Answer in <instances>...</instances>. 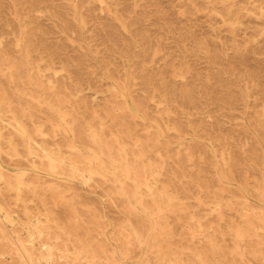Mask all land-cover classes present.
<instances>
[{"label":"bare ground","instance_id":"1","mask_svg":"<svg viewBox=\"0 0 264 264\" xmlns=\"http://www.w3.org/2000/svg\"><path fill=\"white\" fill-rule=\"evenodd\" d=\"M62 1L64 9L52 2L47 7L52 24L67 38L70 34L84 35L89 30L91 11H84L80 0ZM247 1L252 6L264 4L259 0ZM91 2L102 4L104 0ZM30 3L31 11L37 12L40 2ZM220 3L230 5L236 0H220ZM14 6L18 10V3ZM243 10L248 17L250 9ZM15 14L17 27L9 32L16 39L12 46L18 55L12 56V47L0 42V256L10 254L17 264H60L61 259L66 264H100L102 256L107 254L106 244L92 240L84 230V237L80 232L83 224H89L87 217L100 228L103 216L96 207L78 201L79 195L72 185L79 182L101 189L116 209L129 216L127 249L113 253V264H128L135 259L132 252L140 254L138 261L142 264H153V256L158 261L156 264H264V173L261 172L262 178L253 188L249 184L241 185L243 161L253 169L264 165V145L259 149L263 141L258 131H254L257 145H251L245 153L241 141L234 137L213 136L216 131L235 132L234 128H225L226 115L222 113L209 127L202 123L194 125L185 113V117L173 119L171 102L179 100L184 106L199 109L201 103L195 98L194 84L184 83L179 89L160 74H145L142 70L137 76L131 70H113L110 64L96 63V68L88 61L80 62L76 72L71 71L68 63L56 68L52 59L55 52L45 39L48 32L29 17ZM226 16V22L233 17L240 21L234 6L226 9ZM114 19L126 34L133 33L132 24L121 21L120 17ZM100 27L109 35L114 34L109 25L102 23ZM131 39L133 44L109 41L123 66L130 68L136 65L133 48H143L144 56L150 53L147 34L131 35ZM80 48L85 49L82 45ZM88 53H92L90 49ZM238 54L237 70L241 69V55L248 53L245 49ZM217 57L211 53L212 60ZM213 66L216 67V62ZM85 69L89 70V76L99 75L100 80H87ZM250 76L252 80L258 77ZM226 83H220L219 89L212 92L215 101L241 108V95L236 97L231 89L234 84ZM85 90L91 93L86 94ZM245 93L242 100L249 103L251 95ZM88 98L93 100L92 106L85 102ZM210 101L214 102L213 97ZM101 103L105 117L93 108ZM151 110L162 119L165 128L152 118ZM238 117L241 119V113ZM138 120L145 127L155 128V132L138 136ZM253 122L251 118L247 126L252 128ZM235 126L241 130V122ZM10 128L17 139L6 138L4 130ZM49 128L54 132L53 143L45 138ZM260 129L264 130V124ZM186 130L194 134L191 142L197 146L186 147L187 140L182 137ZM201 131L207 134L208 143L200 142ZM167 132L175 133L178 141H170ZM200 145L204 151H200ZM175 147L179 150L173 157L171 151ZM5 148L10 152H5ZM5 153L27 160L31 171L5 166ZM171 163L177 171H168L167 165ZM210 169L215 172V179L209 177ZM183 179H188V186L181 182ZM60 183L66 187L61 188ZM49 192L61 197L60 202H54L53 209L48 208ZM12 194L16 197L15 205L23 207L24 219L15 217L16 212L9 210L5 198ZM193 195L200 207L217 213L215 223L210 219L202 221L181 203ZM28 196L48 208L45 223L29 212L25 199ZM247 197H253L260 206L248 204ZM116 199H120L121 206ZM61 204H65L63 209ZM79 208L86 210L87 216L80 214ZM169 213L180 225L186 224L192 241L203 240L208 248L185 251L176 247L173 239L177 235L168 228ZM187 214L192 216L185 222L183 218ZM133 218L140 221L134 222ZM210 233L213 234L208 236Z\"/></svg>","mask_w":264,"mask_h":264},{"label":"rangeland","instance_id":"2","mask_svg":"<svg viewBox=\"0 0 264 264\" xmlns=\"http://www.w3.org/2000/svg\"><path fill=\"white\" fill-rule=\"evenodd\" d=\"M31 1L33 0H0V42L8 44L12 47V56H17L12 45L15 44L16 39L10 34L11 29L17 27L15 20V13L20 17H29L31 21L41 24L48 35L45 39L54 50L53 64L56 68H60L63 63L71 65V71H77V65L82 62H89V64L97 68L98 65L110 64L113 70H131L140 76L141 73H154L160 74L166 82L171 86H176L182 89L184 83L194 84L195 98L200 101L199 109H193L189 106H184L179 100L171 102L170 107L173 110V119H180L183 113L190 115L192 123L198 125L202 123L203 126L209 127L212 122H215L220 113L226 115V129H235V132L227 130L216 131L213 136H228L234 137L237 142L241 141V148L245 153L251 149V145H257L254 136V131H258L262 144L264 145V130L260 129L264 124V117H262L264 108V4L259 7L258 3L255 6L248 4L247 0H236V3L230 5H223L220 0H104L102 4H93L91 0H80L84 11L90 10L92 13L91 18H88L89 30L84 35L70 34L69 37L63 36L55 28L50 20V13L47 7L51 2L64 9L65 4L62 0H37L40 5L37 6V12H32ZM227 1V0H225ZM264 0H259V3ZM18 3V10L15 9L14 4ZM234 6L236 13H239L240 21L236 19L226 20V9ZM66 7V6H65ZM241 8H249L250 13L245 17V11ZM17 11V12H16ZM225 16V17H224ZM241 16H244L241 18ZM251 16V17H250ZM120 17L121 21L133 25L134 37L147 34L148 35V48L150 53L144 56L142 53L143 48H133L132 52L135 54L134 62L136 65L132 68L124 67L119 54L113 50L110 40L117 41L120 44H133L131 35L126 34L118 21L114 18ZM72 23L71 20H68ZM109 25L113 35L101 30L100 24ZM73 41L74 43H71ZM82 45L85 49L80 48ZM88 49L92 53H88ZM246 49L248 54L241 55V69L235 68L238 66L237 61L238 53ZM211 52H209V51ZM156 53L157 55H155ZM210 53V55H209ZM211 53L217 54L216 60L211 59ZM88 55V56H87ZM97 59L95 62L93 59ZM51 62V61H50ZM49 62V63H50ZM216 62V67L213 63ZM98 65H97V64ZM94 71V69H91ZM143 70V72H141ZM87 80H100V76H89V70L84 71ZM225 73L226 76H223ZM257 75L254 80L250 75ZM227 82V83H226ZM234 84L231 88L236 97L241 95V108L237 105H226L222 102L215 101V96L212 92L219 89L220 83ZM240 89V90H239ZM248 91L251 95L249 103L242 100V97ZM84 93L90 94L91 91L85 90ZM213 97V101H210ZM89 105H93V100L88 98L85 101ZM118 103V102H117ZM103 103L94 105L102 117ZM92 109V110H94ZM151 116L154 120H158L163 128L165 124L156 112L151 110ZM241 113V119L238 117ZM236 115V117H235ZM254 121V126L249 128L248 121ZM130 121V118H127ZM241 122V130L236 127L237 123ZM171 123V122H170ZM168 123V124H170ZM27 126H30L26 122ZM136 127L138 129V136L143 137L148 132H155V128L150 125L146 127L141 120H138ZM166 131V130H165ZM46 140L53 143L54 132L52 129H47ZM6 138L14 137L15 133L10 130H4ZM169 140L172 142L178 141V136L173 132H167ZM202 143H208L209 139L204 131L199 133ZM194 134L186 130L182 137L186 139V147L197 143L191 142ZM42 138V137H41ZM39 138L38 140H41ZM17 139V138H16ZM60 139V137H58ZM20 144L19 140H16ZM214 144H217L215 142ZM5 146H7L5 144ZM56 147V146H55ZM200 151H204L203 147L198 146ZM179 148L175 147L171 153L172 156L177 153ZM66 151V150H65ZM5 152H10L5 148ZM175 157V156H173ZM152 159H155L154 157ZM5 166H19L27 173L31 171L27 160H19L12 156H3ZM197 167H205V165H197ZM169 172L177 171V167L171 163L167 165ZM191 169L186 168L187 173H191ZM197 171V169H196ZM209 177L216 178V174L210 169ZM261 172L264 173V165L259 164L258 169H253L247 162L241 163V185L249 184V188H253L257 182L262 178ZM156 179L157 175L155 176ZM163 179V177H160ZM210 179V180H211ZM184 184L189 185L188 179H183ZM95 185V182H92ZM58 186L61 188L66 187V184L60 183ZM72 187L79 195L78 201L82 204L88 205L99 210V214L103 216L100 220L101 227H97L91 223V218H86L89 224L82 225L80 235L83 236V230L90 234L94 241L102 242L107 249V254L103 255L100 264H113L111 261L113 253L125 251L127 249L126 241L128 239L129 230L128 226L129 216L124 215L121 210L116 209L114 205L104 196V192L98 188H89L88 185H81L75 182ZM194 192V191H193ZM195 194V192L193 193ZM193 195L189 199H183L182 204H185L188 211L194 213L205 221L210 219L215 223L217 213L206 209L204 210L197 203ZM6 201L10 204L9 210L15 211V217L24 219L23 207L16 206L15 195H9ZM26 205L29 212L40 221L46 222V209H53L54 202H60L61 197L49 192L47 195L48 208L42 206L37 200L31 196L25 197ZM201 200L209 202V199L202 198ZM118 206L122 205L120 199L115 200ZM246 202L254 207H259V203L253 197H247ZM210 204V203H209ZM20 205V203H19ZM65 204H61L64 208ZM62 208V209H63ZM259 211L260 209L257 208ZM86 211V210H85ZM84 209L79 208L80 214L87 216ZM170 214V213H169ZM68 216V215H67ZM191 214H187L183 218L185 222L189 221ZM168 228L172 229L177 235L173 239L176 247H180L187 251L188 248L207 249V244L203 240L195 239L192 241L186 224L180 225L177 219L172 214L168 215ZM138 222V219H132ZM213 233H210L211 236ZM84 237V236H83ZM201 241V242H200ZM72 246V245H71ZM2 246L0 245V251ZM134 260L128 264H142L140 263L138 252H132ZM10 254H5L0 260V264H17L15 259H12ZM107 258V259H105ZM120 260V258H119ZM123 262V261H121ZM120 262V263H121ZM151 262L156 264L158 261L155 256L151 257ZM60 264H66L65 259L59 260Z\"/></svg>","mask_w":264,"mask_h":264}]
</instances>
